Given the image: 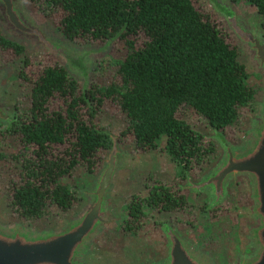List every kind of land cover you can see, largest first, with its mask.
<instances>
[{"label":"trees","instance_id":"trees-1","mask_svg":"<svg viewBox=\"0 0 264 264\" xmlns=\"http://www.w3.org/2000/svg\"><path fill=\"white\" fill-rule=\"evenodd\" d=\"M28 1L69 41L102 43L123 32L85 93L55 59L31 67L25 46L0 32V53L21 61L17 77L28 89L27 107L15 109L10 123L0 121V159L16 163L19 174L7 197L18 220H51L55 212L76 207L81 196L61 178L77 165L92 171L101 163L111 146L99 121L107 106L122 115L118 136L134 151L154 150L164 139L165 151L181 166L175 177L181 182L210 166L216 146L178 113L192 109L224 133L239 122L241 108L256 100L237 40L213 9L196 0ZM246 1L256 8L264 31V0ZM101 77L107 82L99 83ZM5 135L17 143L6 142ZM179 182L155 181L146 196L133 195L121 233H137L152 211H173L189 226L207 216L204 195L183 190Z\"/></svg>","mask_w":264,"mask_h":264},{"label":"rangeland","instance_id":"rangeland-1","mask_svg":"<svg viewBox=\"0 0 264 264\" xmlns=\"http://www.w3.org/2000/svg\"><path fill=\"white\" fill-rule=\"evenodd\" d=\"M235 8L239 15V20L243 26L251 29H260V15L256 8L248 3L246 0H225ZM33 9L35 6L28 1ZM199 5L204 8L213 9L208 0H196ZM214 10V9H213ZM215 12V10H214ZM40 13V12H38ZM216 13V12H215ZM41 14V13H40ZM42 15V14H41ZM219 17V15L216 13ZM43 18L49 21L48 27L56 34L60 35L55 30V22L52 18ZM220 18V17H219ZM221 19V18H220ZM222 20V19H221ZM223 21V20H222ZM224 22V21H223ZM225 24V23H224ZM226 25V24H225ZM227 27V25H226ZM228 28V27H227ZM230 31V30H229ZM231 33V32H230ZM232 34V33H231ZM233 35V34H232ZM237 40V38L233 35ZM118 40V39H117ZM116 40V41H117ZM107 41V40H106ZM105 41V42H106ZM114 41V42H116ZM75 44L85 46H98L102 43H86L84 40L73 41ZM109 49L101 54L94 63V68L91 76V84L97 79L95 78V68L104 59L111 58L115 51L113 50V43ZM239 44V59L245 65L248 72V81L256 88V100L248 106L242 107L240 110L241 119L233 127L225 129L224 133L214 131L207 123L206 119L198 115L192 109L183 108L178 115L183 120L190 123L197 131L214 138L216 151L212 156L210 166L203 171L194 180H199L206 171L211 168L221 157L222 148L220 141L216 137V133H220L233 147L236 144L247 143L250 136L252 126L259 119L264 103V72L256 66L253 61V55L248 52L243 44L237 40ZM30 66L35 69L39 66L52 63L56 57L46 51L39 49H31L26 51ZM31 62V63H30ZM21 66V61L18 58L2 52L0 53V70L3 71L4 76L1 80L0 97L8 111L14 114L15 109L21 110L27 107L28 89L19 81L17 74ZM80 82V81H79ZM107 82V78H99V83ZM81 85V84H80ZM102 127L112 135H119L123 128V118L118 109L111 105L107 106L100 113L99 118ZM6 142L17 143V138L12 135L4 136ZM120 160L118 171L115 177L114 185L111 189L108 200V211L112 217L115 218V226L113 230L103 232L95 240L91 252H87L83 257V264H137L140 261L147 260L153 253V248L156 250V255L164 256V240L158 222L168 221L175 223L179 215L175 212L167 213L165 215L159 214L157 211H152L145 225L135 234L123 235L118 228L123 222L126 215V205L130 202L133 195L140 197L146 196L148 193V186L155 181L165 180L179 182L175 177L180 172V165L170 158L169 154L164 149V139H160L158 147L154 150H133V145L130 142H125L119 139ZM126 140V139H125ZM5 148V144H4ZM3 151V150H2ZM108 150L103 154V159L106 157ZM97 165L95 170L90 171L85 164L75 166L71 173L63 176L61 182L66 183L78 193L81 198L76 207L66 213L55 212L53 219L40 218L35 221L18 220L10 211L7 204V197L12 190L13 184L17 180L19 174L17 164L8 159H0V223L14 224L19 223L23 226H28L34 230L53 229L57 230L65 225V222L78 214L86 204V199L82 193L83 189L91 187L96 175L102 167V161ZM176 180V181H175ZM231 184L227 187V195L218 209L206 208V213L197 219L194 223L189 225L183 221V228L188 239L197 241V238L203 239L202 245H205L206 250L210 255L214 253L215 257L224 264L225 259L234 263V252L240 251L243 245L247 242V228L249 225H255V219L252 215L253 201L250 199L251 187L245 177H238L231 180ZM234 181H237L236 183ZM187 182L185 180L179 182L182 187ZM177 185V183H174ZM183 190H189L183 188ZM191 191V190H189ZM193 192V191H191ZM203 194V200L206 198L208 204L211 195L208 192H198ZM190 211L189 213H191ZM210 215L214 218L209 219ZM194 216V214H191ZM172 217V218H171ZM218 217V218H217ZM187 220V218H186ZM208 226V227H207ZM238 236V238H237ZM210 248H208L206 246ZM153 250V251H152ZM230 251V253H229Z\"/></svg>","mask_w":264,"mask_h":264},{"label":"water","instance_id":"water-1","mask_svg":"<svg viewBox=\"0 0 264 264\" xmlns=\"http://www.w3.org/2000/svg\"><path fill=\"white\" fill-rule=\"evenodd\" d=\"M208 1L239 42L252 44L256 60L264 65L262 44L243 26L235 8L225 0ZM48 23L28 0H0V32L23 44L26 51L39 49L53 54L80 81L85 93L91 86L94 63L121 36L123 29L103 45L85 46L56 34ZM3 76L0 70V87ZM12 120V113L0 97V121ZM106 132L111 146L92 186L82 191L86 204L81 211L57 230L38 231L19 223H0V264H81L97 237L113 230L116 220L108 211V200L118 171L120 149L118 136ZM216 137L222 148L220 159L197 181L187 174V183L182 188L208 192L215 204L223 198L231 180L245 177L251 187L252 215L256 222L249 236L256 251L240 264H264V103L244 147L233 148L220 133ZM164 232L169 246L166 264H213L206 250L192 247L173 228L164 226Z\"/></svg>","mask_w":264,"mask_h":264},{"label":"flooded vegetation","instance_id":"flooded-vegetation-1","mask_svg":"<svg viewBox=\"0 0 264 264\" xmlns=\"http://www.w3.org/2000/svg\"><path fill=\"white\" fill-rule=\"evenodd\" d=\"M259 27H260V29H258V30L253 29V28L249 29L247 27H246V29H248L249 31H251L252 34L256 36V38L260 41V43L262 44V46L264 48V31H263L262 27L260 26V24H259ZM244 48H246L248 50V52L253 55V57H254L253 58V61L256 63V66L259 67L260 70H262L264 72V65H260V62L256 60V54H257V52H256V49L253 48L252 44L251 43H246V46H244ZM12 116H14V114H12ZM245 145H246V143H242V144H239V145L236 144V145H233V148L244 147ZM180 168H181V166H180ZM178 173H180V172H178ZM184 180L186 181L187 179L185 178ZM231 182H230V184H231ZM234 182L236 183L237 181H234ZM227 192L228 191L226 190L223 198H221L220 200H218V202L215 203V204H213V199L210 198V200H209L206 208H215L216 206H220L222 204V200H224L225 196L227 195ZM193 193H198V192H194L193 191ZM250 199H251V197H250ZM198 200H199V198L197 197V202H198ZM198 209L199 210L201 209V206L200 205H198ZM167 213H170L171 214V211L170 212H162L161 214L165 215ZM197 217L199 218V215L198 214H197ZM124 220H125V217L123 219V222H124ZM158 223H159L158 225L160 226V230H161V233H162L161 235H162L163 239H165L164 240L165 255L164 256H158V255H156V250L153 248L154 251L152 250L153 251L152 255L150 257H148L147 260L140 261V263L137 262V264H166V260H167V257H168L169 246H168L167 237H166L165 232H164V226H167L169 228H173L182 238H184L189 244H191L192 247H194V248H196L198 250H204L205 245L204 244L202 245L201 243H203V242L202 241H199V240H203V239L197 238V241L196 242H194L193 240L188 239L189 237H187L186 234L184 233V231L181 229V228H183V226H185L183 224V221L181 220V218L179 220L177 218L175 220V223L174 224L171 223V222H168L166 220L161 221V222H158ZM187 226H189V225H187ZM251 227H252V225H249L248 228H247L248 229L247 230L248 236H247L246 245H243V247H242V249L240 251L234 252V256H233L235 258L234 259V263H231L230 260L225 259L224 264H240V261L242 259H247V258L251 257L255 253L256 247L253 245L252 238H250V236H249V230H250ZM237 238H238V236H237ZM206 246L208 248H210L208 246V244H206ZM89 252H91V251H89ZM229 253H230V251H229ZM210 256H211V258L213 260V264H221V263H223V262H220L215 257L214 253H211ZM82 262H81V264H83Z\"/></svg>","mask_w":264,"mask_h":264}]
</instances>
